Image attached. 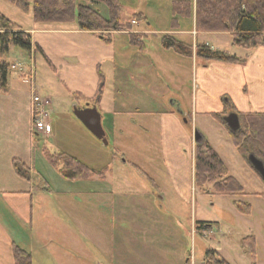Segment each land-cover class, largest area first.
<instances>
[{"label": "rangeland", "instance_id": "rangeland-1", "mask_svg": "<svg viewBox=\"0 0 264 264\" xmlns=\"http://www.w3.org/2000/svg\"><path fill=\"white\" fill-rule=\"evenodd\" d=\"M175 1L119 0L121 20L152 34L142 44L135 43L130 34L112 37L115 58L100 66L102 71L98 73L102 75L95 98L86 99L80 94V100L74 96L73 87L78 85L86 92L93 89L92 57L106 49L108 41L100 45L89 35L72 36L74 40L64 36L65 49L61 52L66 56L61 55L63 63L69 64V71L58 59L61 55L54 51L47 54L37 50L36 56L30 58L23 48L12 44L0 54L10 63V80L27 78L31 85L29 77L21 75L28 72L32 63L36 68V94L51 100L46 106L51 129L49 134L36 137L42 158H37L35 164L41 180L48 181L53 193L60 194L58 207L66 209L64 214L58 213L63 215L59 217L65 231L59 240L64 244L66 258L76 256V263L72 264H177L178 260L181 264H202L210 249H216L230 264H264V179L240 153L227 124L212 113L196 112L189 83L190 57L195 54L183 57L171 48L164 51L163 33L177 29L173 26ZM96 6L110 17L107 3ZM0 11L23 26L37 22L33 4L23 11L9 0H0ZM136 13H141V19L133 21ZM191 18L181 16L180 27L190 30ZM122 31L105 30L99 34L108 36ZM138 36L141 37L137 35V39ZM204 36L186 33L180 38L193 46L203 44L216 51L232 48L229 31ZM192 61L201 64L205 58L195 55ZM161 63L181 66L173 71ZM84 72L90 81L82 76ZM171 76L177 77L175 83L170 82ZM103 91L105 106L116 110V116L101 113L108 144L96 137L73 111L75 105L97 103ZM174 93L181 100L185 115H181L178 126L168 125L170 134H165L159 115L172 108L170 99L175 98ZM227 113L222 114L223 118ZM114 116L118 121L116 128H112ZM125 127L128 131L121 130ZM196 131L219 152L246 194L220 193L210 186H196L191 142ZM44 145L52 153H69L96 171L106 166L112 170H107L105 176L88 179L66 178L46 158ZM236 202L250 203L251 211L242 212ZM86 220L90 221L93 241L84 230ZM200 221L206 222V227L200 228ZM248 235L256 239L255 257L243 246Z\"/></svg>", "mask_w": 264, "mask_h": 264}, {"label": "crops", "instance_id": "crops-1", "mask_svg": "<svg viewBox=\"0 0 264 264\" xmlns=\"http://www.w3.org/2000/svg\"><path fill=\"white\" fill-rule=\"evenodd\" d=\"M191 19L193 23L190 30L183 29L182 26H179L177 29L165 31L163 35L171 33L180 38L186 33L196 36L202 33L205 34V36L218 34V31L197 30L195 16H192ZM18 24L24 30L32 34L34 42L40 44L43 51L47 54L51 53V51L56 52L58 55L66 54L61 52L65 49L63 44L64 36H68L70 39L74 40L72 36L89 35L95 44L99 43L100 45L107 42L104 37L108 38L107 35L101 36L98 32L81 30L75 23L34 22L29 27L23 26L20 23ZM131 32L141 35V37L138 36V39L143 43L146 36L152 34V31L135 28L134 25L129 31L125 30L111 34V36H109L110 40L108 41L107 48L92 57L94 75L91 84L93 89L90 92H86L82 87L74 85L73 88H75V92L82 94V96L84 95L86 99L96 97L100 86V77L102 75L99 74L102 71L100 66L115 58V48L111 47L112 44L114 45L112 37L117 34L129 35ZM197 45L198 43L194 46L195 55H197ZM163 49L166 51L168 48L163 47ZM36 51L35 47L31 52L24 50L30 58L36 56ZM167 51H169V49ZM227 51L241 58H245V60L243 62L232 63L205 58L204 63L198 64V61H196V63L192 61L195 55L190 57L192 81L189 79V83H191V89L193 90V101L196 112H222L225 108L229 111H236L238 113L264 112V44L252 49H246L232 43V48ZM177 54L181 56V54ZM182 56L185 57V55ZM58 59L63 63L62 55L58 56ZM160 65L164 66L165 69L171 67L173 71L181 66L180 64L172 66L162 63ZM31 66H33V68L35 67L32 63H29L28 67L30 68ZM65 67L66 71L71 70L68 63L65 64ZM143 69L144 68L140 70ZM57 70L59 71L58 67ZM192 71H194V74ZM85 74V72L82 73V76L85 77ZM34 75L36 83V68L34 69ZM77 75L80 76L79 74ZM21 76L25 75L22 74ZM10 79L11 78H9V90L7 92L0 91V264H15L14 244L31 253L32 264L76 263L75 255L66 258L64 244L59 240L60 236L62 238L65 236L63 220L59 217L63 215L59 214L66 213V209L58 207L60 194L58 192L53 193L48 181L43 178L41 180L42 176L36 170V159L42 158L41 153L37 149L38 144L36 142V137L42 133L46 135L49 134L51 127L47 132L37 131L34 128L31 111L33 99L32 83L31 85L28 84L27 78H24L25 80ZM85 79L90 81L88 77H85ZM175 80H177V77L171 76L170 82L175 83ZM37 89L38 85L36 83L35 93ZM104 93L105 91H103L96 105L101 113L106 112L115 115V109H110L105 106ZM173 96H175V98L171 99L178 101L181 108L184 110L181 100L177 98L175 93ZM171 107L173 109L160 111L159 115L161 117V122L165 126V131H163L165 134H170L169 131H167L168 125L172 124L178 126L181 123L182 114L179 113L172 104ZM101 115L103 121L104 116L103 114ZM115 116L112 117V128L113 126H115V128L118 126V121L115 119ZM123 125L125 126V124ZM121 130L128 131V128L125 127V129ZM191 139L194 166L196 141L192 136ZM15 158L21 159L28 166L35 168L29 178H24L16 172L13 164ZM38 181L48 184L42 186ZM52 199H55L53 201L57 207L53 206ZM73 215H75V213H73ZM86 222L84 230L93 241L94 234L91 231L90 221L86 220ZM120 260H122V258ZM176 263L181 264L179 260L176 261ZM95 264H101V262L96 261ZM202 264H205L204 260Z\"/></svg>", "mask_w": 264, "mask_h": 264}, {"label": "trees", "instance_id": "trees-1", "mask_svg": "<svg viewBox=\"0 0 264 264\" xmlns=\"http://www.w3.org/2000/svg\"><path fill=\"white\" fill-rule=\"evenodd\" d=\"M23 11H28L33 4L34 18L37 22L75 23L81 30L88 31H114L131 30V22H123L120 17L122 5L119 0H9ZM92 2L88 3V2ZM105 2L110 8V17L104 16L96 4ZM173 26L178 28L181 24V16H195L196 29L201 31H229L232 43L246 49L255 48L264 44V0H176L173 6ZM143 17V16H142ZM141 19V13H136L135 18ZM0 54L9 50L12 44L31 52L40 50L44 53L40 44L35 43L32 34L24 30L17 22L10 19L0 11ZM101 36H104L101 32ZM135 43L142 44L137 39L135 32L130 33ZM108 35L104 37L110 40ZM162 45L165 48L174 49L177 53L191 56L194 46L185 40L173 35L164 34ZM196 54L209 60L227 62H243L236 54L228 51H216L207 45L198 44ZM46 56V55H45ZM47 57V56H46ZM50 62V60H48ZM51 63V62H50ZM10 63L0 61V91L9 90ZM74 96L79 98L78 92ZM96 104V103H93ZM229 111L225 108L222 112L212 114L226 124L223 113ZM230 112V111H229ZM241 128L237 132L231 131L235 145L245 159L251 152L264 160V112H239ZM43 151L49 162L66 178L88 179L95 175L105 176L106 166L103 170L96 171L77 157L66 152L52 153L44 145ZM14 169L24 177L29 178L34 171L21 159L13 160ZM195 184L205 188L210 186L220 193L246 194L244 186L230 173L228 166L207 139L195 143L194 157ZM242 212L251 211L250 203H237ZM206 222L200 221V228L206 227ZM243 246L253 257L256 256V239L254 235H248L243 239ZM15 264H32V255L26 249L14 244ZM205 264H230L216 249H210L204 257Z\"/></svg>", "mask_w": 264, "mask_h": 264}, {"label": "water", "instance_id": "water-1", "mask_svg": "<svg viewBox=\"0 0 264 264\" xmlns=\"http://www.w3.org/2000/svg\"><path fill=\"white\" fill-rule=\"evenodd\" d=\"M171 104L182 115L185 114L181 108L180 103L174 99H171ZM75 115L86 125V127L99 139H102L105 144H108V138L106 130L102 124V115L96 104L88 105L84 107L74 106L73 109ZM224 120L231 131L237 132L241 128L240 115L236 111H230L224 116ZM203 134L199 131L195 132V141L199 142L203 139ZM248 160L264 179V160L251 152L248 156Z\"/></svg>", "mask_w": 264, "mask_h": 264}, {"label": "built area", "instance_id": "built-area-1", "mask_svg": "<svg viewBox=\"0 0 264 264\" xmlns=\"http://www.w3.org/2000/svg\"><path fill=\"white\" fill-rule=\"evenodd\" d=\"M28 72L24 73L22 66H20V70L24 73L25 76H28L32 83L33 89V99H32V121L34 124V128L37 131H45L47 132L50 129V120H49V111L46 106L51 104L50 98H41L38 94L35 93L36 83H35V75L34 68L31 66L28 67Z\"/></svg>", "mask_w": 264, "mask_h": 264}]
</instances>
